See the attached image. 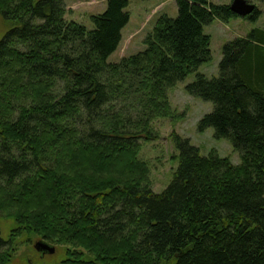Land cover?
Segmentation results:
<instances>
[{"label":"trees","instance_id":"trees-1","mask_svg":"<svg viewBox=\"0 0 264 264\" xmlns=\"http://www.w3.org/2000/svg\"><path fill=\"white\" fill-rule=\"evenodd\" d=\"M176 5L144 51L111 64L129 0H107L92 31L65 19V0H0V264L13 257L4 220L15 244L65 249L60 264H264V30L227 43L209 79L205 27L238 17ZM191 74L187 94L213 105L198 132L213 129L240 164L174 133L179 167L156 194L142 144L158 139L155 121L183 117L169 92Z\"/></svg>","mask_w":264,"mask_h":264},{"label":"rangeland","instance_id":"rangeland-1","mask_svg":"<svg viewBox=\"0 0 264 264\" xmlns=\"http://www.w3.org/2000/svg\"><path fill=\"white\" fill-rule=\"evenodd\" d=\"M255 3L261 11L257 22H251L243 18H233L228 23L216 20L213 24L205 27V34L211 39V51L213 61L200 68L199 73L211 79L219 76V65L223 59V47L238 39L247 38L255 29L264 30V0H249ZM233 0H211L213 5L230 6ZM130 23L123 31V41L120 48L110 58L109 63L118 64L123 58L136 55L145 49L144 41L154 29L156 22L163 15L176 19L178 9L176 0H129ZM67 14L65 19L68 22H75L84 25L92 31L94 26L91 22L92 16L105 13L107 0H65ZM175 9L177 11H175ZM0 25L2 23L0 22ZM5 29L0 27V40L4 37ZM196 80V74L178 84L169 92V101L173 111L183 115L179 120L171 119L157 120L152 125L157 133V140L142 144L139 158L146 162L150 168L151 188L154 193H163L171 184L174 174L179 167L176 159L179 152L173 143V134L190 140L191 144L197 147L204 157L212 152L221 158H228L233 165L240 164V156L235 152L232 145L225 140H217L214 130L209 129L204 134L198 132V124L203 117L213 110L211 103H204L197 100L186 92V87ZM11 223L7 220L1 221L3 238L8 240L12 254V261L9 264H60L65 255V249L55 247L54 255L41 256L35 250L36 243L42 241L34 238L25 242L20 238L11 242L9 230Z\"/></svg>","mask_w":264,"mask_h":264},{"label":"water","instance_id":"water-1","mask_svg":"<svg viewBox=\"0 0 264 264\" xmlns=\"http://www.w3.org/2000/svg\"><path fill=\"white\" fill-rule=\"evenodd\" d=\"M231 12L239 18H247L254 14L256 6L249 3L247 0H234L230 6ZM35 250L44 255H53L56 252V248L51 246L45 241L36 243Z\"/></svg>","mask_w":264,"mask_h":264},{"label":"crops","instance_id":"crops-1","mask_svg":"<svg viewBox=\"0 0 264 264\" xmlns=\"http://www.w3.org/2000/svg\"><path fill=\"white\" fill-rule=\"evenodd\" d=\"M210 2H211V0H210ZM255 4V3H254ZM175 11H177L176 9H175ZM260 13H261V11H259Z\"/></svg>","mask_w":264,"mask_h":264}]
</instances>
